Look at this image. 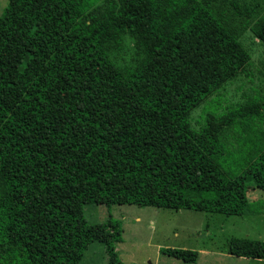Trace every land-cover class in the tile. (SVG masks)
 Here are the masks:
<instances>
[{
	"label": "trees",
	"instance_id": "16d2710c",
	"mask_svg": "<svg viewBox=\"0 0 264 264\" xmlns=\"http://www.w3.org/2000/svg\"><path fill=\"white\" fill-rule=\"evenodd\" d=\"M263 11L260 0H8L0 264L92 241L124 264L116 219L74 223L86 204L258 213L245 192L264 189V96L210 102L197 123L191 113L249 63L245 31L264 43ZM230 253L264 258V241L235 239Z\"/></svg>",
	"mask_w": 264,
	"mask_h": 264
},
{
	"label": "rangeland",
	"instance_id": "374dc122",
	"mask_svg": "<svg viewBox=\"0 0 264 264\" xmlns=\"http://www.w3.org/2000/svg\"><path fill=\"white\" fill-rule=\"evenodd\" d=\"M7 2L0 0V15ZM260 3L264 7V0ZM241 40L250 54L249 63L238 76L193 110V123L214 110L210 102L219 100L217 109L220 110L224 105L242 103L255 95L264 96V43L249 30L244 32ZM245 196L258 213L227 216L188 208L86 204L74 218V223L88 228L103 223L110 216L116 219L122 231L121 240L114 246L124 264H264V258L237 257L230 253L235 239L264 241V189H248ZM64 246L63 242L45 247L44 254L36 257V263L106 264L108 259L104 245L99 241H92L70 253ZM171 247L195 250L196 261H183L160 250Z\"/></svg>",
	"mask_w": 264,
	"mask_h": 264
}]
</instances>
